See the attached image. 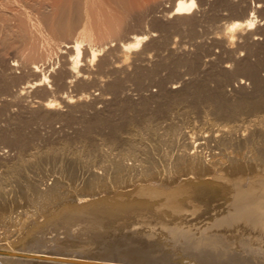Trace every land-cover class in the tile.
<instances>
[{
	"label": "bare ground",
	"instance_id": "6f19581e",
	"mask_svg": "<svg viewBox=\"0 0 264 264\" xmlns=\"http://www.w3.org/2000/svg\"><path fill=\"white\" fill-rule=\"evenodd\" d=\"M190 174L205 182L169 185ZM140 181L136 195L177 214L204 183L230 190V214L168 230L200 263L254 264L237 252L249 243L225 234L264 226V0H0L2 219L113 216L135 198L83 199ZM9 256L129 264L0 246Z\"/></svg>",
	"mask_w": 264,
	"mask_h": 264
},
{
	"label": "rangeland",
	"instance_id": "374dc122",
	"mask_svg": "<svg viewBox=\"0 0 264 264\" xmlns=\"http://www.w3.org/2000/svg\"><path fill=\"white\" fill-rule=\"evenodd\" d=\"M226 87L228 91L231 90L230 86L226 85ZM194 117H199V116L197 114H194ZM59 124L60 123H56V126H60ZM33 126L36 125L34 124ZM31 128L35 130L38 129L39 127L37 126L32 127L31 125ZM39 129L42 130L43 128H39ZM71 129L68 128L67 130H71ZM41 130L40 132H42L44 129L42 131ZM3 147L4 150L6 149L9 150L8 146L3 145ZM9 151H11V149ZM204 152H206V150ZM204 155L208 157L207 152L204 153ZM129 161L130 160H128V162ZM92 163L99 164L98 161H94ZM189 176L191 179L180 178L182 181H178L180 179L178 180L175 179L176 181H174L173 183L168 180V182H170L169 185H175V182L176 185L178 184V182L179 184L181 182V184L186 183L187 185L196 184L197 181L205 182V179L202 180L196 178L194 174H190ZM162 179L165 180L166 183L167 180L165 178ZM162 179L161 178L157 179L158 181L155 180L156 181L155 183H159V182L161 183ZM143 182L144 183L146 182L145 184L147 185L149 181L148 182L140 181L138 182L137 186H124V188L123 186L122 187L120 186L119 188L113 186L114 188L112 187L106 188L105 191L101 190L104 193L99 191L100 194L98 192L95 193L96 195L95 194L92 195V197L83 199L86 200L83 203H87L89 201L99 199L100 196L103 197L104 195V197L116 196L113 199L115 200L117 199L119 201V200H123L121 199L122 197L121 195H124L122 197L124 198L125 193L126 195L128 194L131 197L130 200L135 198L134 201L136 200L135 201L137 202L136 205L134 206L131 205L130 208L127 209L126 211L122 213L118 212L113 216L101 217L99 213H95L93 216L92 212L86 211L80 214V216L79 215L73 217L66 216L65 218L61 219L60 214H58L59 210L58 211L56 210V212H58L56 214L55 213L50 214L48 212L49 210L45 211L43 209L39 212H36L35 215H33V212L26 213L27 217L21 218V219H25L23 227H21L20 226L21 224L18 223L20 222L19 220L16 221L13 220L12 222L9 220V218L2 219L3 215L1 214L0 215L1 221L2 222L4 221L5 223L0 222V227L1 228L3 227L2 229L0 228V246L1 248L6 247V249L11 248L16 250H36V251L45 250V252H52L54 254L56 253L59 255L69 254V255L83 256V258L86 257L95 260L98 259L102 261L104 260L108 261L113 259L121 260V261L123 260L129 264H175V263L176 264H197V263L213 264V262L200 263L193 256L190 257L189 254L191 250L189 247L186 246L183 238L182 237L178 239L173 238L168 228L177 225L181 229H188L191 226H193L191 228L194 229V226L195 228L200 227L201 225L204 226V224L206 223L209 222L212 223L215 218H221L230 214L233 210L230 202V198L232 194L230 190L223 191V189H220L218 186L214 185L213 183L212 184L204 183L202 185L204 187L203 190L205 189L207 193V195H205V198L202 199L201 201L194 198L183 199L184 201L181 200L183 212L177 214L171 212L170 208L166 204H163V202L162 203L159 202L157 200L158 198L156 199V198H149V197L136 195L134 191L137 190L138 185L139 186L142 185ZM109 190H114L113 192L111 191L113 194H111ZM140 200L142 203L138 202ZM112 202H113L112 200H106L105 202H103V204H100L101 209L102 210L109 209L112 205ZM188 203L190 204L192 203V204L190 205ZM187 205L190 208H188ZM30 213L31 215H33L32 216L33 219L32 217H30L31 216ZM39 213L42 215V217H39L40 215ZM49 214L52 217H50ZM6 219L7 221H5ZM8 222L12 224L9 225L7 224ZM3 224L6 225L3 226ZM13 224L14 227H12ZM263 227L264 226L262 225H255V224L254 227H252L251 224H247L241 221L233 224L232 227L230 228L231 231H227L225 235L232 234L235 236L234 240H236V242L245 241L249 243V246L251 248L254 249L251 252L245 253L243 251V248L245 247L240 246L237 252L240 253L241 256H244L245 257L244 259H247V256L250 255L251 257L254 256L253 258L254 264H259V263L264 264V228ZM7 229L8 231L9 230L10 231L8 232ZM10 232L13 234L9 235L11 234ZM176 253H178L179 255ZM159 256H161V258ZM216 262L217 263L214 264H223L220 261H216ZM0 264H36V263H24L20 260H17L9 256L7 258L0 257Z\"/></svg>",
	"mask_w": 264,
	"mask_h": 264
}]
</instances>
